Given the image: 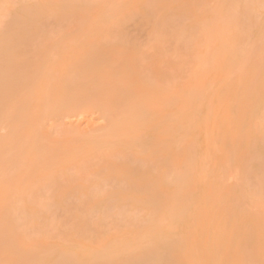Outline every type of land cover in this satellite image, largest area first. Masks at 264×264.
Listing matches in <instances>:
<instances>
[{
	"label": "bare ground",
	"instance_id": "obj_1",
	"mask_svg": "<svg viewBox=\"0 0 264 264\" xmlns=\"http://www.w3.org/2000/svg\"><path fill=\"white\" fill-rule=\"evenodd\" d=\"M1 18L0 264H264V0H0ZM94 110L104 125L51 134Z\"/></svg>",
	"mask_w": 264,
	"mask_h": 264
},
{
	"label": "rangeland",
	"instance_id": "obj_2",
	"mask_svg": "<svg viewBox=\"0 0 264 264\" xmlns=\"http://www.w3.org/2000/svg\"><path fill=\"white\" fill-rule=\"evenodd\" d=\"M0 20L3 21V18H1ZM3 23H4V22H2V23H0V24L3 25ZM4 24H5V23H4ZM51 25H52V24H51ZM51 25H50V27L55 26L56 24H55V25L53 24L52 26H51ZM58 25H59V24L57 23V25H56V27H55L56 29H57ZM46 27H47V29H48L49 26H46ZM59 27H60V26H59ZM59 27H58V28H59ZM2 28H3V27H2ZM2 28H0V29H2ZM52 28H53V27H52ZM47 29H46V30H47ZM60 29H61V28H60ZM60 29H58L59 32H61ZM48 30H49V29H48ZM48 30H47V31H48ZM54 30H55L54 28H53V29L50 28L49 31H51V32H52V31H53V32L57 31V30H55V31H54ZM49 31H48V35L50 34ZM132 31H133L134 34H133L132 32H131V34H133V35H136V34L138 33V32H137V33L135 32L136 30H132ZM56 33H57V32H56ZM51 34L53 35V33H51ZM58 34H59V36H60V33H58ZM58 34H57V35H58ZM55 35H56V34H55ZM137 35H138V34H137ZM61 36H62V34H61ZM46 37H47V36H46ZM49 37L52 38L51 35H50ZM49 37H48V38H49ZM56 37H57V36H56ZM143 37H144V36H142V38H141L142 41H143ZM48 38H46V39L43 38V39H44L43 42H44V45H45L46 47L49 45L48 42L50 43L51 40H52V39H49V40H50V41H49V40H47ZM144 39H145V37H144ZM54 40H55V39H54ZM47 41H48V42H47ZM30 43H31V40L29 41V43L27 42V45L30 46V49L32 50L33 47H31L32 44H30ZM45 43H46V44H45ZM45 46H44V48H45ZM27 49H29V48L27 47ZM30 53H31V52H30ZM30 53H29V54H30ZM25 92H26V91H25ZM100 113H101V112H100ZM100 113H99L98 110H96V111L94 110V111H89V112H87L85 115L80 116V117H78V118H72V120H71L70 118H69V120H66L67 117H66L65 119H64V117H63V119H60V118H58V119H54V120L51 119V120H49V121H52V123H53L55 120H59V119H60L61 121H60V120H59V121H55V122L57 123L58 126H56V128H55V126H52V128H50L49 130H52V131H51V134H52V132H53V130H54V131H55V132H54V133H55L54 136L59 135L58 137H60L62 134H57V135H56L57 131H58V133H59V129H60V133H62L64 130H67V129H68V130H71V129L73 128V126H71L72 123H69V122H71V121H74L73 123H76V124H78V122H79V126H78V127H80V126H81V128L83 127V130L85 129L84 127H90V126H92L91 128H95V126H96V128H97V127L101 126L100 123H101L102 120H103V119L101 118V116H100V115H101ZM100 118H101V119H100ZM67 119H68V118H67ZM63 120H66V124H65V121H63ZM104 121H105V120H104ZM60 122H61V124H60ZM105 122H106V121H105ZM105 122H104V123L102 122L101 124L104 125ZM47 123H49V122L47 121ZM67 123H68V126H67ZM70 124H71V125H70ZM76 124H75V125H76ZM50 125H51V124H50ZM50 125H49V126H50ZM54 125H55V123H54ZM65 125H66L67 127H66ZM75 125H74V127H75ZM47 126H48V125H47ZM49 126H48L47 128H49ZM76 126H77V125H76ZM60 127H61V128H60ZM63 127H66V128L62 129ZM78 127H77V129H79ZM75 128H76V127H75ZM91 128H90V130H91ZM3 129H4V128H3ZM86 129H87V128H86ZM87 130H89V129H87ZM6 131H7V130H6ZM61 131H62V132H61ZM3 132H5V130H4V131L2 130V133H3ZM5 133H6V132H5ZM3 134H4V133H3ZM63 134H64V132H63ZM52 135H53V134H52ZM58 137H57V138H58ZM55 138H56V137H55ZM75 169H76V167H75ZM75 169L73 168V170H75ZM76 171H77V172H76ZM84 172H85V171H84ZM86 172H87V171H86ZM70 173H72V172L70 171ZM73 173H75V174H73V177H76V176H77L76 174H78V176H79V175H80V174H79V173H80V170L76 169L75 171H73ZM81 173H82V172H81ZM74 175H76V176H74ZM263 175H264V174H263ZM229 179H230V180H231V179H232V180L234 179V180L231 181V182L229 181L230 183H233V182L235 181V178H234V177H231V178H229ZM261 179H262V178H261ZM263 179H264V177H263ZM253 180H254V179H251L252 183H251V182H250V183H251L252 185H254V184L256 185V183H254L255 181L253 182ZM103 182L105 183V181H103ZM263 182H264V181H263ZM253 183H254V184H253ZM102 184H103V183H102ZM260 184L262 185L263 183H260ZM101 186L103 187L104 185H100V187H101ZM263 186H264V184H263ZM263 188H264V187H263ZM263 191H264V190H263ZM72 196H73V195H72ZM74 197H76V196H74ZM70 198H71V197H70ZM70 198H69V199H70ZM70 200H71V199H70ZM73 200H74V199H72L71 201H73ZM71 203H72V202H71ZM60 209H61V208H60ZM57 211H58V209L56 210V213H57ZM54 212H55V211H54ZM52 214H54V213H52ZM57 214H62V212L60 213V210H59V212H58ZM54 216H55V214H54ZM58 216H61V215H58ZM56 218H58V217L56 216ZM109 226H110V224H109ZM109 226H108V228H109ZM111 226H112V225H111ZM111 226H110V228H111ZM110 228H109V229H110ZM112 228H113V229H112ZM112 228H111L112 230L110 229V231H111V232L115 231V230H114V228H115V225H114V224H113Z\"/></svg>",
	"mask_w": 264,
	"mask_h": 264
}]
</instances>
